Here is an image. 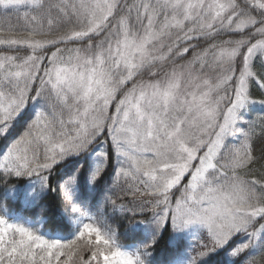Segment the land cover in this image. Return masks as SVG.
<instances>
[{
	"label": "snow or ice",
	"instance_id": "1",
	"mask_svg": "<svg viewBox=\"0 0 264 264\" xmlns=\"http://www.w3.org/2000/svg\"><path fill=\"white\" fill-rule=\"evenodd\" d=\"M21 6L0 28V264L264 258L245 130L264 123V0H0Z\"/></svg>",
	"mask_w": 264,
	"mask_h": 264
},
{
	"label": "trees",
	"instance_id": "2",
	"mask_svg": "<svg viewBox=\"0 0 264 264\" xmlns=\"http://www.w3.org/2000/svg\"><path fill=\"white\" fill-rule=\"evenodd\" d=\"M27 9L24 6H21V9L18 13L16 12H7L6 14L2 9H0V28H23L27 24V20L24 18V12ZM228 37H222V39H227ZM207 44L205 42H201V48L206 47ZM198 51L200 48L197 49ZM0 51H4L3 46H0ZM20 55H24V51L21 50L19 53ZM193 53L190 51L188 54H186V58L176 56L175 57V63H169L165 66V69H171L172 67L180 68L181 66H185L187 64V61L192 58ZM255 71L259 72L260 68L257 66L254 69ZM142 79L149 81L153 79H157L160 77H151L147 72L141 77ZM259 98V97H257ZM257 111H259V105L256 106ZM111 111V109H110ZM254 119L256 120L255 124L252 126L251 129L248 128L247 123L245 124V130L250 131V138L249 143L252 148V153L254 157L256 158V163L251 166L252 168V174H254L257 178H259L261 175H264V123H261L260 120L254 115ZM235 145H239L243 142V137L240 136L239 138H231ZM241 174L243 175L246 170H240ZM245 178H250V176H246ZM183 183V182H182ZM182 190V189H181ZM173 192H175V198H179L180 192L176 191V189H173ZM134 197L131 195V193H127L123 195L121 203H123L125 206H129L131 202L134 201ZM15 210H21V206L19 204L14 206ZM55 210V209H53ZM24 215H30V212L28 210H23ZM168 250V241H167V234L165 235L164 239H162L159 243L158 247V253L159 254H166ZM159 258V257H158ZM256 264H264V258L257 257L256 258Z\"/></svg>",
	"mask_w": 264,
	"mask_h": 264
},
{
	"label": "rangeland",
	"instance_id": "3",
	"mask_svg": "<svg viewBox=\"0 0 264 264\" xmlns=\"http://www.w3.org/2000/svg\"><path fill=\"white\" fill-rule=\"evenodd\" d=\"M170 70V69H168ZM160 78H162V75L160 76ZM142 79V78H141ZM143 81L147 82L146 80L142 79ZM131 85L129 84L127 87H130Z\"/></svg>",
	"mask_w": 264,
	"mask_h": 264
}]
</instances>
